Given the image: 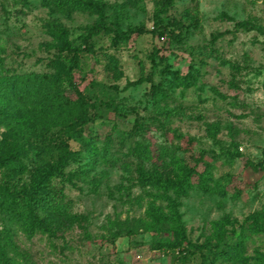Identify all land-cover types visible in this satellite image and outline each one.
<instances>
[{"label":"rangeland","instance_id":"374dc122","mask_svg":"<svg viewBox=\"0 0 264 264\" xmlns=\"http://www.w3.org/2000/svg\"><path fill=\"white\" fill-rule=\"evenodd\" d=\"M97 1L111 30L88 37L85 45L86 27L97 15L68 13L43 0H0V75L52 72L48 64L58 41L52 24H61L67 40L81 49L74 83L101 102L100 116L90 124L95 145L129 164L123 170L104 160L69 161L64 176L52 178L50 187L78 218L73 224L27 235L0 212V228L11 229L23 252L19 264H264V232L252 230V224L264 226V0ZM157 18L166 27L162 36L151 32ZM171 19L188 30L182 37L172 36L178 29ZM115 22L121 32L131 30L126 42L113 43ZM140 27L142 33L132 32ZM165 70H177L194 84L153 94ZM64 86L75 97L73 87ZM70 144L80 148L78 141ZM144 146H164L174 156L142 162L133 149ZM38 157L31 150L22 160L26 171L13 186L29 184ZM137 163L170 178L181 176V165L208 173L206 186L192 176L186 194L176 198L186 236L202 245L222 229L219 247L242 239L244 260L218 256L211 262L212 247H170L174 223L153 225L146 216L149 203L165 208L167 201L141 184ZM77 170L83 172L65 178Z\"/></svg>","mask_w":264,"mask_h":264},{"label":"trees","instance_id":"16d2710c","mask_svg":"<svg viewBox=\"0 0 264 264\" xmlns=\"http://www.w3.org/2000/svg\"><path fill=\"white\" fill-rule=\"evenodd\" d=\"M44 4H52L70 11H85L97 15V19L92 26H87V37L83 42L87 45V38L99 34L102 30H111L104 21V4L97 0H43ZM169 3V1H165ZM151 32H157L162 36L166 27L158 19ZM171 25L178 29L177 35L188 30L183 27V23L176 19H171ZM246 22L239 25L246 27ZM113 43L119 41L126 42L131 30L121 32L115 22ZM57 30V53L48 64L53 69L52 72H14L0 75V127L6 129V133L0 135V170H3L6 181L0 182V212L5 214L11 223L19 225L22 231L30 235L33 232H49L52 226L70 225L78 222L75 215L67 211L66 203L57 197L50 187L52 178L64 176L63 168L69 161L81 162L86 160L92 165L98 160H104L114 167L128 170L129 164L120 159L119 156L110 153L106 148L99 150L95 145L94 136L91 134L90 124L100 116L97 112L100 101L94 95L89 96L83 93L74 83L73 70L79 68L77 54L80 47H73L67 40V33L59 23L52 24ZM163 30V31H162ZM137 34L143 29L136 28ZM90 50V49H86ZM65 53V54H63ZM69 55V57H68ZM64 56L68 59L65 60ZM154 56L151 62H155ZM112 69L116 68V61L113 57ZM118 78V75H115ZM141 79L136 82L139 83ZM73 87L75 97L66 93L64 84ZM193 80L189 76H182L177 70H165L162 82L153 86L151 91L158 94L161 90L171 87H190ZM106 104V103H105ZM87 129L89 135L84 136ZM78 141L79 149H72L70 142ZM31 150L39 155L35 161L34 169L31 171L28 185L15 187L12 185L16 177L26 171L24 158H28ZM142 162L153 161L155 163L166 162L174 155L164 146L151 149L150 146L133 149ZM181 176L177 178L165 177L157 171H147L141 163H137L135 171L142 185L151 186L158 191L157 198L167 201V206L163 208L156 203H149L146 207V216L151 224H162L173 222L170 228L174 240L170 247L189 248L202 251L203 248L211 249L212 261L218 256L227 259L229 256L243 261L241 257L242 239L236 243L226 244V248H220L219 244L225 235L224 230H218L213 237H210L202 245H194L188 240L184 226L177 211L178 202L176 198L186 194V189L190 187V181L196 177L201 186H206L209 178L208 173H200L194 167L181 165ZM82 170L70 172L65 177L71 180L79 176ZM193 176V177H192ZM11 183V184H10ZM168 191L175 195L172 198ZM168 209V211H165ZM253 221L257 213L253 216ZM255 232H264V226L252 224ZM215 239V243H211ZM113 242V241H112ZM187 246V247H184ZM213 249H215L213 251ZM23 252H20L13 241L12 231L6 225L0 228V264H19V259Z\"/></svg>","mask_w":264,"mask_h":264}]
</instances>
